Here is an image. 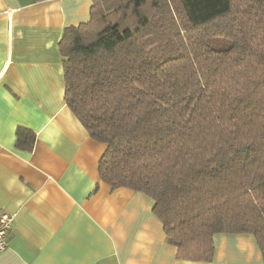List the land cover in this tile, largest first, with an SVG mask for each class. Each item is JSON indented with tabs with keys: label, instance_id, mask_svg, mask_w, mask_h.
Here are the masks:
<instances>
[{
	"label": "trees",
	"instance_id": "16d2710c",
	"mask_svg": "<svg viewBox=\"0 0 264 264\" xmlns=\"http://www.w3.org/2000/svg\"><path fill=\"white\" fill-rule=\"evenodd\" d=\"M59 52L65 104L106 145L100 179L153 199L178 259L250 233L264 264V0H92Z\"/></svg>",
	"mask_w": 264,
	"mask_h": 264
},
{
	"label": "crops",
	"instance_id": "0c3cea01",
	"mask_svg": "<svg viewBox=\"0 0 264 264\" xmlns=\"http://www.w3.org/2000/svg\"><path fill=\"white\" fill-rule=\"evenodd\" d=\"M91 2L0 0V214L14 215L0 264H263L250 233L215 234L210 261L178 259L153 199L100 179L106 145L65 104L59 52Z\"/></svg>",
	"mask_w": 264,
	"mask_h": 264
},
{
	"label": "built area",
	"instance_id": "2783aa9c",
	"mask_svg": "<svg viewBox=\"0 0 264 264\" xmlns=\"http://www.w3.org/2000/svg\"><path fill=\"white\" fill-rule=\"evenodd\" d=\"M14 215L8 213L0 214V252L7 247L8 236L12 227Z\"/></svg>",
	"mask_w": 264,
	"mask_h": 264
},
{
	"label": "rangeland",
	"instance_id": "374dc122",
	"mask_svg": "<svg viewBox=\"0 0 264 264\" xmlns=\"http://www.w3.org/2000/svg\"><path fill=\"white\" fill-rule=\"evenodd\" d=\"M208 41L213 48L217 49H227L231 45L230 40L223 37H211Z\"/></svg>",
	"mask_w": 264,
	"mask_h": 264
}]
</instances>
